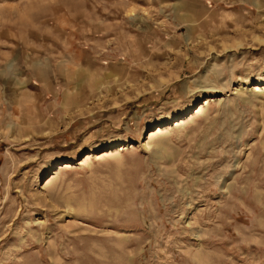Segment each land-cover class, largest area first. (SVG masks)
I'll return each instance as SVG.
<instances>
[{
	"label": "rangeland",
	"instance_id": "374dc122",
	"mask_svg": "<svg viewBox=\"0 0 264 264\" xmlns=\"http://www.w3.org/2000/svg\"><path fill=\"white\" fill-rule=\"evenodd\" d=\"M259 84L264 0H0V264H264Z\"/></svg>",
	"mask_w": 264,
	"mask_h": 264
},
{
	"label": "bare ground",
	"instance_id": "6f19581e",
	"mask_svg": "<svg viewBox=\"0 0 264 264\" xmlns=\"http://www.w3.org/2000/svg\"><path fill=\"white\" fill-rule=\"evenodd\" d=\"M252 89H254V91L255 92H257V93H261V94H263L264 93V86L263 85H255L254 86V88H252ZM202 103V102H201ZM208 105V101H207V99H204V102L202 103V105H200L199 107H197V109H196V113H202L203 112V106L205 107V106H207ZM205 110V109H204ZM203 114V113H202ZM181 122H183L182 120L180 121V123ZM176 124L175 125H177V122H175ZM179 123V122H178ZM179 123V124H180ZM163 128H158V130L157 131H161ZM164 130V129H163ZM162 132H164V131H162ZM151 142V141H150ZM150 145V143H147V145L146 146H149ZM129 146L127 145V144H119V145H117L116 147H115V149L113 150V149H108V150H105L104 152H103V154H101V156H108L109 157V155H111V154H116V153H120L121 151H123V150H126L127 148H128ZM112 156V155H111ZM100 157V156H99ZM88 156L87 157H85L84 158V160L81 162V163H86V162H89L88 161ZM63 165V164H62ZM65 165H69V164H65ZM68 167V166H67ZM47 183V182H46ZM48 184V183H47ZM45 186H47L46 184L45 185H43V187L42 188H45Z\"/></svg>",
	"mask_w": 264,
	"mask_h": 264
}]
</instances>
